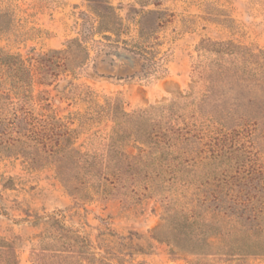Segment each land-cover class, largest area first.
<instances>
[{"label":"trees","instance_id":"16d2710c","mask_svg":"<svg viewBox=\"0 0 264 264\" xmlns=\"http://www.w3.org/2000/svg\"><path fill=\"white\" fill-rule=\"evenodd\" d=\"M102 9L95 12V30L120 32L113 8ZM167 15L165 10L143 12L137 43L124 49L129 59L115 56L122 50L117 42H95L102 48L94 71L120 78L134 76L140 67L150 73L148 56L155 43L148 34L169 22ZM10 23L0 10V33ZM85 29L84 37L94 32ZM84 37L35 58L45 83L57 72L72 74L90 60ZM197 52L187 91L168 103L132 112L116 101L94 103L95 115L110 117L113 127L102 146L92 150L76 144L72 116L64 120L49 103L38 112L30 93V69L20 55L0 48V156L21 158L34 167L52 165L68 194L81 202L155 198L161 223L153 237L172 252L239 262L264 257V155L253 158L228 138L243 134L246 141L253 136L264 141V49L207 38ZM109 55L119 62L117 73L100 65ZM78 87L70 82L68 92ZM85 89L86 101L93 104L91 91ZM32 223L40 230L29 252L30 264H113L60 214L36 215ZM0 264H19L13 244L2 237Z\"/></svg>","mask_w":264,"mask_h":264},{"label":"rangeland","instance_id":"374dc122","mask_svg":"<svg viewBox=\"0 0 264 264\" xmlns=\"http://www.w3.org/2000/svg\"><path fill=\"white\" fill-rule=\"evenodd\" d=\"M105 5L113 8L123 28L116 34L95 30L99 25L95 12ZM0 10L11 20L9 29L0 33V48L20 55L30 69L33 105L44 112L43 105L49 103L64 120L72 116L71 127L78 129L76 144L84 149H99L113 127L110 117L95 115L94 103L116 101L124 111L132 112L168 103L187 91L202 39L232 40L264 49V0H0ZM147 10H165L169 20L148 34L155 43L148 56L152 71L145 73L140 67L134 76L122 78L95 72L102 48L95 42H117L122 50L116 51L127 54L124 49L137 43L141 15ZM84 26L94 29L89 37H84ZM83 37L90 60L72 74L57 72L45 83L35 58L63 50L70 40ZM100 65L114 73L120 68L117 58L110 55ZM70 82L79 85L73 93L68 92ZM86 86L93 104L86 101ZM228 138L253 158L264 155L260 137L253 136V144V138L246 141L243 134ZM51 212L79 229L96 252L113 264H264V257L239 262L172 252L167 243L153 237L159 235L161 223L155 198L126 203L120 198L95 197L81 202L68 194L52 165L34 167L21 158L0 156V237L13 244L19 264H30L29 252L37 242L40 225L32 223L33 217Z\"/></svg>","mask_w":264,"mask_h":264},{"label":"water","instance_id":"95a60500","mask_svg":"<svg viewBox=\"0 0 264 264\" xmlns=\"http://www.w3.org/2000/svg\"><path fill=\"white\" fill-rule=\"evenodd\" d=\"M115 56L118 57V58L129 59V56L127 54H124V53H121V52H118V51L115 52Z\"/></svg>","mask_w":264,"mask_h":264}]
</instances>
